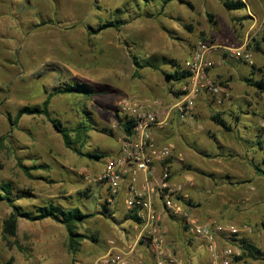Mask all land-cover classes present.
<instances>
[{"label":"rangeland","instance_id":"374dc122","mask_svg":"<svg viewBox=\"0 0 264 264\" xmlns=\"http://www.w3.org/2000/svg\"><path fill=\"white\" fill-rule=\"evenodd\" d=\"M184 1L192 6L178 0H0V186L12 185L15 205L25 212L54 205L93 215L80 225L85 238L71 251L66 229L52 219L20 218L17 237L6 235L4 221L13 208L0 203V264H95L106 254L109 237L125 224L127 196L107 204L108 186L98 178L118 157L123 132L117 110L127 97L159 101V121L166 118V127L155 141L173 147L172 180L188 196L189 214L203 224L247 226L231 241L241 254V240L249 241L263 258L235 264H264V93L251 85L264 80V0H244L246 9L237 11L225 9V0ZM107 21L124 25L95 32ZM204 42L245 47L254 64L221 51L222 58L212 55L208 77L221 92L201 89L193 117L181 119L175 106L189 81L177 83L166 72L173 71L172 61L183 68ZM134 57L145 66L137 73ZM74 83L87 85L93 96L57 95L50 115L68 128H90L82 151L101 159L66 148L44 116L25 115L15 124L19 109L40 106L49 93ZM215 114L228 130L214 121ZM21 165L31 168L32 177ZM174 225L180 240L167 241L172 258L207 264L204 244L182 221ZM142 241L144 251L148 242ZM145 257L154 263L153 256Z\"/></svg>","mask_w":264,"mask_h":264},{"label":"built area","instance_id":"2783aa9c","mask_svg":"<svg viewBox=\"0 0 264 264\" xmlns=\"http://www.w3.org/2000/svg\"><path fill=\"white\" fill-rule=\"evenodd\" d=\"M247 6V4H246ZM213 44L200 43L198 48L184 63V71L190 73L189 84L183 90L184 98L176 104L181 119L192 118L195 109L194 97L201 89H206L215 96L221 87L215 86L208 71L213 68ZM228 58L242 60L254 64L253 55L245 47L232 49L221 47ZM156 101H143L136 97L123 98L118 104V115L124 119H133L135 128L130 137L124 134L120 138L118 157L109 160L101 171L99 181L108 186V203L125 193V209L127 213L136 214L141 220L138 240H146L148 249L154 256L156 264L174 260L167 250L166 233L162 229L163 213L179 218L187 230L204 244L208 255L207 264H235L241 251L232 241L247 226L239 228L232 225L223 226L217 223L203 224L189 214L186 205L188 196L181 185L172 182L169 160L173 157L172 145L159 146L154 138V129L164 125L159 121ZM160 167V175L154 183L150 181L153 171ZM139 172L144 174V184L139 187ZM232 240V241H231ZM111 248L95 264H142L134 258L135 246L129 249L116 247L115 241H109Z\"/></svg>","mask_w":264,"mask_h":264},{"label":"trees","instance_id":"16d2710c","mask_svg":"<svg viewBox=\"0 0 264 264\" xmlns=\"http://www.w3.org/2000/svg\"><path fill=\"white\" fill-rule=\"evenodd\" d=\"M176 0H164V5H167L170 2H173ZM181 4H187L184 0H178ZM189 7H191V4H187ZM222 5L225 9L229 11H237L246 9V3L242 0H225L222 2ZM208 17L210 19L213 18L211 14H208ZM122 21H107L104 24H101L98 27V31H105L108 29H120L123 26ZM207 43V42H204ZM133 63L136 68V73L138 72V69H143L145 66L141 65L137 58H133ZM173 68V71L170 70L166 72V77L170 80H173L177 83H184L188 81L190 78V73L184 71L183 68H181L177 62L172 61L171 62ZM155 67V65L152 66V68ZM156 68V67H155ZM253 87H255L259 92L264 93V80L261 79L260 81L253 82L251 84ZM64 94H76L79 96H82L86 99L91 98L93 96L92 90H90L87 85L85 84H79L74 83L71 85H67L64 88L55 90L54 92H51L47 95V98L44 100L43 104L40 106H34V107H23L19 109L15 116V124L18 123V121L25 115L28 116H44L54 127V129L61 135L63 143L66 148L74 152L76 155L80 157L87 156L92 159H101L103 156L102 154H84L82 149L86 146L87 143V137L88 132L90 131V128L85 127L83 125H78L74 128H68L64 126V123L60 119H54L50 115L49 107L51 105V101L53 97L57 95H64ZM184 95L186 93H183ZM121 130L123 134L126 137H130L133 133V130L135 128V121L133 119H124L121 118L117 114ZM214 121L221 126L222 128L228 130V126L226 122L221 118L219 114H215L213 116ZM3 143V139L0 140V147ZM261 150L264 151V148H261ZM264 163V158H263ZM21 168L23 171L30 176L31 168L25 167L21 165ZM37 169V167H34ZM262 169V170H261ZM259 171L264 174V165L262 166ZM14 189L11 184L5 183L0 186V203L6 202L11 205L13 208V213L9 215V217L4 221V233L8 235L11 238L17 237V231H18V222L20 218H25L27 220H36V221H42L45 219H52L59 223H61L64 228L67 231L68 239H69V248L71 251L78 250L80 246L81 240L85 238L82 234L78 232V229L80 225L84 223V221L92 217L93 215H85L79 208H69L65 209L61 206H42L36 208L35 213H29L23 211L19 206L15 205V200L13 199ZM29 194L25 193L24 197H30ZM20 199L22 196H19ZM191 202H188L187 204L190 205ZM126 220H131L134 223L141 224V220L136 216V214L127 213ZM262 227L264 228V222H262ZM186 228V227H185ZM187 229V228H186ZM241 250L242 255L238 258H236V261L243 260V259H252V260H261L263 258V252L260 251L255 245L250 243L247 240H241Z\"/></svg>","mask_w":264,"mask_h":264},{"label":"crops","instance_id":"0c3cea01","mask_svg":"<svg viewBox=\"0 0 264 264\" xmlns=\"http://www.w3.org/2000/svg\"><path fill=\"white\" fill-rule=\"evenodd\" d=\"M242 1L244 2V0H242ZM245 3L247 4V2H245ZM213 46L216 47V49L214 51H212L213 57L216 54V55H218V57L222 58L217 53H219L218 51H221L220 49L223 46H220V45H213ZM216 55H215V57H216ZM218 57H216V58H218ZM155 101H156V103L157 102L159 103L158 100H155ZM159 108H160V105H159V107L157 106V110H159ZM160 114L161 113L159 112V115ZM165 119L166 118H162V120H160V121H164ZM165 125H166V122H165L164 125L158 126V127H156L154 129V138H155V140H157L156 139L157 137L160 138V139H163V137L161 136V134H162V132L164 131V129L166 127ZM159 175H160V167L157 166L154 169V171H153V175H152L150 181L152 183H154L155 179H157L159 177ZM143 179H144V174L142 172H139V187L140 188L144 184V180ZM172 182H173V180H172ZM106 203L107 204H111V203H108V202H106ZM187 208H188V206H187ZM126 215H127V212L125 210L124 211V214H123V216H124L125 219H126ZM249 220L250 219H247L245 221L246 222L247 221L249 222ZM174 221H177L178 223H180L181 220L179 218H176V217H174L172 215H169L167 213H163L162 229L166 233V244H167V241H170V240H180V236L178 235V229L174 225ZM125 224H127V225H125ZM125 224H122L119 227L120 229H119L118 232H116L114 234H111L114 237H109V241H111V240L112 241H115L116 247H118L120 249H129L130 247H134L135 246L136 252L134 254V258L137 259V260H141L142 264H150V261L145 257V253H147V254H149L151 256H153V255L150 253L148 247H146V246L144 248V251H142L141 248H143V246L145 245V243H143L142 240H138L139 239V233H140V224L134 223L131 220H126L125 221ZM134 224H136V225H134ZM184 228H185V226H184ZM186 231L188 233V230L187 229H186ZM110 232L109 231H106L105 234H108L109 235ZM193 238H194V240H197L195 237H193ZM189 240H193V239L192 238L191 239L189 238ZM109 241H108V249H107V251L111 248V246L109 245ZM144 241H146V240H144ZM107 251H106V253H107ZM173 261H174V259H173ZM167 263L168 264H174L170 260H168ZM178 263L182 264V262H180V261H178ZM153 264H156L155 258H154V263ZM194 264H196V263H194Z\"/></svg>","mask_w":264,"mask_h":264}]
</instances>
